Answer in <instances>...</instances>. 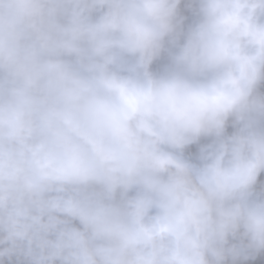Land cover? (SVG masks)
Masks as SVG:
<instances>
[{
	"label": "clouds",
	"instance_id": "clouds-1",
	"mask_svg": "<svg viewBox=\"0 0 264 264\" xmlns=\"http://www.w3.org/2000/svg\"><path fill=\"white\" fill-rule=\"evenodd\" d=\"M0 264H264V0H0Z\"/></svg>",
	"mask_w": 264,
	"mask_h": 264
}]
</instances>
